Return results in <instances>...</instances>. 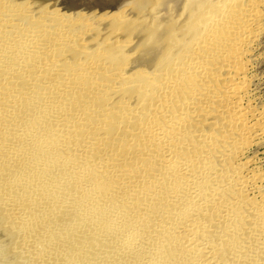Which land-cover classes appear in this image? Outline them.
I'll list each match as a JSON object with an SVG mask.
<instances>
[{"label": "bare ground", "instance_id": "obj_1", "mask_svg": "<svg viewBox=\"0 0 264 264\" xmlns=\"http://www.w3.org/2000/svg\"><path fill=\"white\" fill-rule=\"evenodd\" d=\"M167 1L157 0L156 6ZM173 1L175 8L169 4L173 10L167 12L175 27L172 37L159 16L161 28L136 44L147 52L145 64L156 65L150 72L135 71L139 78L133 79L146 83L145 90L156 98L138 109L141 117L136 110V117L135 110L123 107V97V105H113L121 116L116 113L112 122L103 118L104 124L90 106V93L81 102L80 91L71 93L74 87L66 86L70 83L62 75L56 82V61L47 56L73 44L59 27L84 25L80 13L36 8L38 20L54 28L47 39L46 30L43 38L37 31L24 32V24L38 22H27L26 10L33 7L0 0V233L6 235L0 257L10 258L4 264H264L262 175L251 168L254 159L242 160L264 132L263 113L244 103L247 57L264 0H237L238 6L236 0H185L181 16L190 18L185 28L173 13L181 1ZM148 3L125 0L111 14L124 12L125 21L111 25L114 30L105 26L109 21L103 27L128 37L125 31L140 22ZM209 21L215 25L206 28ZM20 25L26 30L20 32ZM102 31L95 36L104 37ZM187 46L191 50L185 56ZM82 71L79 78L98 94L96 81L107 72L90 64ZM147 74L156 76L149 81ZM42 89L52 98L46 91L40 94ZM91 119L98 130L112 125L108 134L132 120L134 131L118 144L98 133ZM80 129L87 135L79 136ZM126 148L132 152L128 159Z\"/></svg>", "mask_w": 264, "mask_h": 264}, {"label": "rangeland", "instance_id": "obj_2", "mask_svg": "<svg viewBox=\"0 0 264 264\" xmlns=\"http://www.w3.org/2000/svg\"><path fill=\"white\" fill-rule=\"evenodd\" d=\"M125 1V0H57L56 1V3H55V5H53L50 9H53V14H57V13H63V14H66V13H74V12H79L80 13V17L82 18V21H85V23H84V25L80 22V21H78L77 22V24L76 23H70L69 25H70V27H69V25H65V28H64V26L62 27V26H60L59 28H60V30L62 29V31H64V34H66V35H68V36H70V37H72V40H73V44H69V46L66 44V46H58V47H56V49H55V47H54V49H55V51L54 52H51V55H47V56H52L51 57V61H53V60H55L56 62V64L59 66V67H57V65L56 66H53V69H54V71H55V73H57V75L59 74V76H54L55 78H58V79H56V82H60V80L61 79H59L60 78V75H62L63 76V79H64V82H66V84L67 83H70V84H67L66 86H70L71 85V87H72V85H73V87H74V89L73 90H71V93H76V92H78V91H80L79 93H76L77 95H78V97H80V101L82 102L83 101V98H86L88 95H89V93H90V95L88 96L89 97V99H90V97H91V100H93V104L91 105L90 104V106H93L94 105V107H95V109L93 108V110L95 111V112H97V115H96V117L98 118V119H100L99 120V122H103L102 120H103V118H104V120H106L107 121V119L109 120V122L111 121H114L115 119H114V117L115 118H117V116L119 115V116H121L120 115V113H118V111L116 112V109L117 108H115V107H113V105L115 104H120L119 106H121V104L123 105L124 104V101H125V104L123 105V107L124 108H126L127 110H131V111H134V112H136V110H137V112L138 113H141V111H139L140 109L142 110H144L145 108L143 107V106H145L146 104H151L152 103V101H153V99H151V98H156V97H152L151 95H150V92L151 91H147V90H145V88L147 87H144L145 85H146V83H145V85H144V83H142V81H141V83H139V82H137V79L139 78L138 76H136L135 74V76H136V78L135 79H133L134 78V75H133V73H136V72H139V71H144V72H150V71H152V69L154 68V67H152V66H154V65H156V63L154 64V65H152L151 66V64H145V61H146V54H147V52L145 53L144 51H138V49L136 48V44L138 43L137 41H140V39L142 40V41H145L146 42V39L151 35V34H153L154 33V30L155 29H157V28H159L160 27V24H159V26H158V22L156 21V19L157 20H159V18H157V17H159L160 16V18L162 17L163 18V24H165L166 26H169V31H168V37L170 38V37H172V34H173V32H175V27L172 25L171 26V24L170 23H168V18H169V16H167V12L169 13V12H172V8H175L174 7V1L173 0H168L166 3H165V5H163V6H156V4H157V0H148L149 1V3H148V5H147V7L145 8V9H143L141 12H140V16H139V21L140 22H138V23H141V24H138V23H135V24H132V25H134V27H130L129 29H127L125 32L126 33H128L129 35H128V37H127V35L125 36V35H123L122 34V32L121 31H119V30H117V31H111V32H109L110 30H114V28L113 27H111V25H115V24H117L120 20L122 21V22H119V23H123L124 21H125V13L124 12H121V13H117L116 15H111L112 13H114V12H116V11H118V9H119V7H121V5L123 4V2ZM181 1V8L178 10V11H176V12H174L173 11V13H176V15H177V19H179L180 20V22H181V24H182V26H183V28H185V26H186V24L190 21V18H189V16L187 17V16H181V14H182V11H183V8L182 7H184L185 6V0H180ZM238 1L236 0V3H237ZM242 2H243V0H242ZM236 3H233V5L235 6V5H241V1L240 2H238V4H236ZM244 3V2H243ZM169 4L172 6V8L169 6ZM227 5V4H226ZM158 7V8H157ZM227 7V6H226ZM226 7H225V9L224 10H226ZM155 8V9H154ZM157 8V9H156ZM235 8V7H234ZM151 9V10H150ZM34 10V11H33ZM224 10H222V12L224 11ZM20 11V10H19ZM28 12V13H27ZM35 12V13H34ZM36 8L35 7H33L32 9H30V7H29V9H27L26 10V18H27V22H30V21H34V22H37V23H35V25L34 24H32L31 22L30 23H26V24H24V26L23 27H25L26 25H28L27 27H25V28H23L21 25V30L20 29H18V28H16V29H18L20 32L22 31V29H23V31H24V29L26 30V31H24L25 33H29L30 31L32 32V34H33V32L34 33H36V31H37V33L38 34H41V35H39V36H41L42 37V33L44 34V36L47 34V32L49 33V32H52V30H54V28H50L48 25H47V22L45 23H43V21H39L38 20V17H36L37 15H36ZM41 14H42V11L40 12ZM27 14H28V17H27ZM161 14H163V16L161 15ZM260 14H262L261 15V19H260V25H259V27H258V29H256V34L257 35H255V38H254V40H253V42H252V47L250 46V51H249V54H248V57H247V59H248V66H247V74H246V76L248 77V79H247V83H248V95L246 94V96H245V98H244V103L245 104H249L250 103V105L252 106V107H254V108H256V111H257V109H258V113H260L259 111H261V113H263V115H264V2L260 5ZM85 15L87 16V17H85ZM96 17H95V16ZM99 15H105L106 17H108L107 18V20H102L103 18H98L97 19V16H99ZM109 16H111L110 18V20H109ZM113 16V17H112ZM35 17V18H34ZM40 17V16H39ZM83 17H85V18H83ZM217 17V16H216ZM215 17V18H216ZM43 19H45V17L43 16L42 17ZM112 18H113V20H112ZM145 18V19H144ZM148 18V19H147ZM122 19H124V21L122 20ZM188 19H189V21H188ZM80 20V19H79ZM119 20V21H118ZM156 22H155V21ZM44 21H46V20H44ZM104 21V22H103ZM107 21H109V22H111V23H109L110 25H108V23H107ZM113 21V22H112ZM153 21L155 22V23H153ZM107 24H106V23ZM102 23H104V24H106L105 26H110L109 28H110V30H107L106 29V27L104 26L103 27V25L104 24H102ZM214 24V22H212V21H209V23L207 22L206 23V25H204L205 27L206 26H208L209 24L211 25V26H214L213 24ZM74 24H76V25H74ZM153 24V25H152ZM162 24V23H161ZM29 25H31V26H29ZM35 27H34V26ZM53 25V24H52ZM74 25V26H73ZM80 25V26H79ZM83 25V26H82ZM137 25V26H136ZM140 25V26H139ZM164 25V26H165ZM210 25H209V27H210ZM33 26V27H32ZM40 26H41V28H40ZM87 26V27H86ZM101 26H102V28H101ZM47 27L48 28H50V30L51 31H49V29H47ZM75 27V28H74ZM31 30H30V29ZM46 28V29H45ZM59 28L57 29V30H59ZM72 30H71V29ZM84 28V29H83ZM106 29L107 31H104V29ZM161 28V27H160ZM207 28V27H206ZM205 28V29H206ZM83 29V30H82ZM260 29V30H259ZM28 30H29V32H28ZM41 30V31H40ZM45 30H46V34H45ZM56 30V29H55ZM59 30V31H60ZM95 30V31H94ZM103 30V31H102ZM103 32V34H104V37L103 36H101L100 38H98L97 36H95V33L96 32ZM173 31V32H172ZM30 32V33H31ZM42 32V33H41ZM97 32V33H98ZM106 34H105V33ZM172 32V33H171ZM29 33V34H30ZM62 34H63V32H61ZM96 33V34H97ZM109 33V34H108ZM111 33V34H110ZM114 33V34H113ZM72 34V35H71ZM87 34V35H86ZM94 34V35H93ZM102 34V35H103ZM48 35V34H47ZM93 35V36H92ZM109 35V36H108ZM36 36V35H35ZM49 36L50 35H48L47 37V39H49ZM76 36V37H75ZM78 36V37H77ZM95 36V37H94ZM108 36V37H107ZM37 37H38V35H37ZM81 37V38H80ZM43 38V37H42ZM75 38H80V40H82L80 43L81 44H77L76 46H75V42L77 41V39H75ZM37 39H39V37L37 38ZM75 39V40H74ZM71 40V41H72ZM68 41H69V37H68ZM75 41V42H74ZM78 42V41H77ZM76 42V43H77ZM142 44H144L143 42H142ZM70 45H73V47L72 48H70L71 46ZM80 47H79V46ZM68 46V47H67ZM116 46V47H115ZM119 46V47H118ZM60 47V48H59ZM76 47V48H75ZM97 47V48H96ZM62 48V49H61ZM63 48H64V50L65 51H67V52H63L64 50H63ZM77 48H79V50L77 49ZM80 48H81V50H80ZM191 48V46H189V48H188V46L187 47H185L184 49H182L183 51H184V53L186 54L185 56H187L188 55V50H191L190 49ZM53 49V50H54ZM58 49V50H57ZM69 49H71V50H69ZM85 49V50H84ZM100 49H101V51H100ZM57 50V51H56ZM78 50V51H77ZM84 52H83V51ZM82 51V52H81ZM117 51H119V52H117ZM112 52V53H111ZM116 52H117V54H116ZM173 52V51H172ZM180 52V51H179ZM178 52V50H175L173 53H177L176 55L174 54L173 55V57H178L179 56V53ZM81 53H83V54H81ZM86 53V54H85ZM172 53V54H173ZM189 53H190V51H189ZM58 55V56H57ZM78 55V56H77ZM87 55H88V57H87ZM96 55V56H95ZM97 55H100V57L99 56H97ZM91 56H93V59H92V57ZM55 57V58H54ZM85 57V58H84ZM95 57V58H94ZM87 58V59H86ZM85 59V60H84ZM71 61V63H69ZM89 61V62H88ZM63 62V63H62ZM74 62V63H73ZM85 62V63H84ZM59 63V64H58ZM146 63H148V62H146ZM175 63V62H174ZM79 64V65H78ZM90 64V66L92 65V67L93 68H95L96 69V71L97 72H101V70L102 71H105L104 69H107L105 72H107L106 74L108 75H106L107 77L105 78V79H103V81L101 82V80H99L98 78V80L97 79H95V81H96V83L98 84V83H100V88L98 89V94L96 93V92H94V91H92L89 87H87L86 86V84H85V81L82 79V77H80L79 78V76H81L82 75V73L84 72V71H82L81 72V70H82V67L85 65V66H88ZM70 65V66H69ZM78 65V66H77ZM80 65L82 66V67H80ZM143 65V66H142ZM148 65V66H147ZM164 65V64H163ZM61 66V67H60ZM63 66L65 67V69H67V70H65L64 68H63ZM79 68L80 67V70L77 68V67ZM55 67H57V69H55ZM67 67H69V68H67ZM147 67V68H146ZM174 67H176V65L174 66ZM73 68V69H72ZM109 68H110V70H109ZM116 69V70H114L113 71V69ZM164 68V67H163ZM163 68H160V70H159V72H158V74H161L162 73V70H163ZM69 69V70H68ZM72 69V70H71ZM146 69V70H145ZM63 72H61V71ZM78 71L77 73H74L73 71ZM42 71H43V69H42ZM42 71H39V73H38V75H43L44 73L42 72ZM59 71V72H58ZM66 71H68L67 73H66ZM79 71L81 72L80 73V75H78L79 74ZM136 71V72H135ZM40 72H42V73H40ZM74 74H73V73ZM77 74V75H76ZM84 74V73H83ZM131 74V75H130ZM157 74V75H158ZM47 75H50L49 74V72H48V74ZM67 75H69V76H72L71 78L72 79H70V81L68 80V76ZM110 75V76H109ZM168 75V74H167ZM43 76H45V75H43ZM64 76H66L65 78H64ZM74 76H76V77H74ZM83 76V75H82ZM86 76V75H85ZM130 76V77H129ZM156 76V74L155 75H146V77H148V79H149V81H153V79H154V77ZM45 77H47V76H45ZM49 77V76H48ZM77 77H78V79H77ZM116 77V78H115ZM124 77H126L127 79L123 82H121L120 83V81L124 78ZM66 78H67V80H66ZM119 78H121L120 80H119ZM78 81H77V80ZM81 79V80H80ZM102 79V78H101ZM108 79V80H107ZM112 79V80H111ZM132 79V80H131ZM76 80V81H75ZM116 80H118L117 81V83H116ZM135 80H136V82H135ZM141 80V79H140ZM252 80V81H251ZM69 81V82H68ZM80 81H82V82H80ZM84 81V82H83ZM106 81H107V83H106ZM144 81V80H143ZM81 83L82 84V86L79 84V83ZM119 82V83H118ZM132 82H135L134 83V86H135V88L134 89H136L135 91H137V92H133L132 90V88L134 87L132 84ZM136 83L138 84V85H136ZM46 84H48V83H46ZM75 84V85H74ZM102 84V85H101ZM121 84V87L120 86H118V85H120ZM141 84V85H140ZM77 85V86H76ZM110 85H111V87H110ZM125 85V86H124ZM130 85V86H129ZM140 85V86H139ZM68 86V87H69ZM81 86V87H80ZM114 86V87H113ZM118 86V87H117ZM127 86V87H126ZM72 87V88H73ZM80 87V88H79ZM107 87V88H106ZM113 87V88H112ZM116 87V88H115ZM139 88V90H137V88ZM82 88V90H80ZM120 88V89H119ZM123 88V89H122ZM128 88V89H127ZM132 89V90H130V89ZM117 89V90H116ZM124 89H126L127 91L125 92V90ZM76 90V91H75ZM124 90V91H123ZM140 90H142V91H140ZM143 90H145V92L143 91ZM45 92L46 91V93L48 92L47 90H44V89H42V90H40V94H46V93H41V92ZM75 91V92H74ZM82 91V92H81ZM119 91V92H118ZM120 91H122V92H120ZM129 91L131 92L132 91V93H133V96H131L132 95V93H130L129 94ZM140 91V92H139ZM85 92V93H84ZM100 92V93H99ZM113 92H115V94H112ZM118 92V93H117ZM161 92V91H160ZM92 93H93V95H92ZM111 93V94H110ZM127 93V94H126ZM136 93V94H135ZM137 93H142L141 94V96L140 97H138V95L139 94H137ZM155 93H157V91L156 92H154V94ZM158 93H159V91H158ZM52 93H49V95H48V93L46 94V95H48V97L50 96H52L51 95ZM80 94V95H79ZM86 94H88V95H86ZM96 94V95H95ZM121 94V95H120ZM145 94V95H144ZM84 95V96H83ZM109 95V96H108ZM111 95V96H110ZM128 95H130L129 97H131V99L128 97ZM144 95V96H143ZM156 95H159V94H156ZM155 95V96H156ZM75 96V95H74ZM107 96H108V98H107ZM127 96V97H126ZM136 98H135V97ZM123 97H125V98H123ZM52 98V97H51ZM113 98V99H112ZM122 98H123V100H122ZM126 98H127V100H126ZM129 98V99H128ZM140 98V99H139ZM158 99H159V96L157 97ZM82 99V100H81ZM95 99V100H94ZM138 99H139V101H138ZM147 100H148V102H147ZM152 100V101H151ZM123 101V103H121ZM127 101V102H126ZM71 102V101H70ZM69 102V103H70ZM68 103V104H69ZM78 103V102H77ZM61 104H64L63 102L61 103ZM79 104V103H78ZM110 104H111V106H110ZM133 104V105H132ZM82 105H84V107H86V104H82V103H80V105L79 106H81V107H83ZM78 106V105H77ZM142 107V108H141ZM146 107V106H145ZM139 109V110H138ZM103 111V112H102ZM115 111V112H114ZM124 111H126V110H124ZM100 112H101V114H100ZM134 112H132L133 114H134ZM136 112V113H137ZM80 113V112H79ZM109 113H113V115L112 114H109ZM116 113H118V115L116 114ZM138 113L137 114H134V115H136V117L138 116ZM69 114V113H68ZM122 115L124 114L123 112L121 113ZM132 114V115H133ZM109 115H111V116H109ZM133 115V117H135ZM107 116H109V118H107ZM129 116H130V114L129 115H127L126 117H124L123 118V120H120V121H125V119H127V118H129ZM142 116V113H141V115L140 116H138V117H141ZM95 117V118H96ZM101 117V118H100ZM113 117V118H112ZM79 118H81L82 119V116L79 114ZM113 119V120H112ZM130 119V118H129ZM132 120H133V118H132ZM132 120L131 121H129L128 123H129V126H128V123H125V124H127V127L129 128H131V126H130V123H132ZM82 121L84 122V124H85V122L86 121H84L83 119H82ZM91 121H92V119H91ZM93 121H95V119H93ZM92 121V122H93ZM134 121V120H133ZM92 122H90V120H88V122H87V127H90V129H92L93 130V125L91 126V124H92ZM108 122V121H107ZM116 122H117V120H116ZM91 123V124H90ZM104 123V122H103ZM93 124L96 126V129H97V132L98 133H100L101 131H103V130H98V129H100V128H97L99 125V123L98 122H93ZM105 124V123H104ZM124 124V125H125ZM72 125H73V128H74V124L72 123ZM106 125H107V129H109L110 130V126L112 127V125H110L109 123L107 124L106 123ZM122 126H119V127H117L116 129H114V130H112V133H110V134H108V132H107V130H106V128H105V130L103 131V135L106 137H108V135H109V137H113L114 138V140L115 141H118V142H116V143H121V141L123 142L125 139H123L124 137H131V135L133 134V131L134 130H131L130 128V130L126 127L125 128V126L123 125V124H121ZM108 126H109V128H108ZM92 127V128H91ZM95 129V127H94V131L96 130ZM82 129H80L79 131V136H81V135H83V133L85 134V135H87V130L85 129H83L82 131H81ZM90 132H92V131H90ZM82 133V134H81ZM132 133V134H131ZM123 139V140H122ZM137 139V138H136ZM115 141H114V145L116 144L115 143ZM251 145V144H250ZM120 149V148H119ZM118 149V150H119ZM127 149V151L124 149V151H125V153H126V155L124 154V151H123V154L125 155V157L128 159V158H130V157H132V152H131V150L130 149H128V148H126ZM128 154V155H127ZM128 156V157H127ZM124 157V158H125ZM123 158V159H124ZM125 158V159H126ZM252 159H254V160H252ZM242 160L243 161H248V160H252L251 161V168L252 169H255L256 171H258L261 175H262V180L263 181H261V185H262V187L264 188V132L260 135V137L257 139V140H255L254 142H252V145L251 146H249L248 148H247V150L245 151V153H244V155H243V157H242ZM255 161V162H254ZM141 166V165H140ZM0 215H2V213L0 212ZM3 216V215H2ZM2 216H1V218H0V220L2 219ZM0 229H1V226H0ZM0 243H1V241H3L4 240V238H6V235H1V233H0ZM4 237V238H3ZM3 239V240H2ZM6 240V239H5ZM4 240V241H5ZM1 244H0V249H3V248H1ZM4 250V249H3ZM1 251V250H0ZM3 259V260H2ZM1 259V257H0V262H1V264L3 263L4 264V262H9L10 261V258L9 257H7V256H5V257H3ZM6 264V263H5Z\"/></svg>", "mask_w": 264, "mask_h": 264}, {"label": "water", "instance_id": "obj_3", "mask_svg": "<svg viewBox=\"0 0 264 264\" xmlns=\"http://www.w3.org/2000/svg\"><path fill=\"white\" fill-rule=\"evenodd\" d=\"M27 6L40 8V9H48L55 5L57 0H12Z\"/></svg>", "mask_w": 264, "mask_h": 264}]
</instances>
